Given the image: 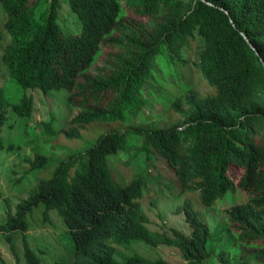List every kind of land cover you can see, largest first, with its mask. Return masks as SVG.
<instances>
[{"label": "trees", "instance_id": "trees-1", "mask_svg": "<svg viewBox=\"0 0 264 264\" xmlns=\"http://www.w3.org/2000/svg\"><path fill=\"white\" fill-rule=\"evenodd\" d=\"M66 1L69 16L62 21L61 0H0V66L6 73L0 78V129L10 114L30 119L35 91H64L69 109L78 111L57 132L64 140L52 145L60 151L58 160L33 154L22 161L23 174L39 171L50 178L16 203L15 216L7 214L0 232L27 231L24 215L34 213L39 225L55 226L50 212L56 211L65 226L59 239L72 264H169L144 257L136 250L139 243L147 250L174 247L184 264H204L210 256L217 264H264V0ZM189 45L197 48L198 82L208 84L204 96L195 89L194 72L174 59ZM173 63L181 74L176 87L160 83L177 98L164 105L175 111L169 117L185 118L179 126L134 129L144 139L125 166L143 155L158 156L172 169L180 192L197 196L204 208L244 192L243 202L223 211L233 251L214 250L209 226L188 199L178 211L190 236L175 229L172 238L151 232L140 210L144 173L123 170L127 178L120 185L107 163L126 148L125 134L109 129L111 121L136 117L155 65L174 75ZM7 80L20 91L15 100L4 87ZM51 126L45 124L47 133ZM86 139L93 142L84 153L64 152ZM231 165L242 169L237 181L227 175ZM5 239L12 244L11 236ZM20 245L25 264H42L24 237ZM11 255L21 257L14 247Z\"/></svg>", "mask_w": 264, "mask_h": 264}, {"label": "rangeland", "instance_id": "rangeland-1", "mask_svg": "<svg viewBox=\"0 0 264 264\" xmlns=\"http://www.w3.org/2000/svg\"><path fill=\"white\" fill-rule=\"evenodd\" d=\"M62 12L59 18L62 21L67 20L68 13L63 10H68L67 1L61 0ZM64 8V9H63ZM130 15V14H129ZM72 18H70L71 20ZM154 21L151 20L152 24ZM194 41L196 45L201 47L202 39L195 33ZM189 45L184 48L181 54L177 57L174 56L176 61H180L181 68H188L192 73V80H199V74L195 72L194 63L197 61V48ZM1 54V53H0ZM103 56V55H101ZM154 73L149 78L147 84L142 89L141 97L143 98L144 105L140 108L136 117L126 119L123 123L112 120L109 129L118 131L125 134L126 148L124 152L119 153L118 157L113 161H108V166L114 181L120 185L126 181L122 171H134L135 174L143 172L144 179L146 180L147 191L142 196L140 201V210L147 218V228L151 232L166 234L172 238L171 228L179 231L184 235L190 234V229L185 221L182 211H178L184 200H189L191 207L199 215L202 222H205L210 228V243L213 244L214 250L225 248L233 251L234 248L229 242L230 233L228 234L227 224L224 222L223 211L230 207L232 203H240L246 199V194L242 191L233 193L232 198H227L224 201L218 200L216 204L210 208H204L199 203L197 196L193 197L190 193H181L179 184L174 177L172 169L169 168L165 160L154 155L145 160L143 155L134 166H125L126 162L132 160L136 153L140 151V144L144 137H139L134 134L133 130L139 126L146 129L166 128L170 125L179 126L183 122L185 116L176 113L165 102L173 101L177 97L163 91L161 89L162 81L164 86L176 87L175 79L179 73L176 63H173V70L176 72L172 74H163L158 65H155ZM190 67V68H189ZM5 70L0 66V78L5 76ZM184 77L180 78L183 80ZM185 79V78H184ZM205 80V79H204ZM206 81V80H205ZM207 82V81H206ZM205 82V83H206ZM4 87H8L11 91V96L15 100L19 96V89L15 86H9L8 80L4 82ZM202 79L197 83L195 89L204 96L209 92L207 85ZM2 85L0 81V86ZM214 89V88H213ZM163 94L164 99L157 98ZM30 92H27L29 95ZM66 92H52L47 96L41 95L38 91L33 93L34 105L32 114L29 120L18 119L12 114L8 115L11 120L7 122L0 129V137L2 149H0V218L3 216L5 209V202L10 205V211L14 212L16 203L20 199H28L35 192L37 184L44 179L50 178V175L34 171L29 174H23L25 170V163L22 161L26 158H32L33 154H44L50 157L52 161L58 160L60 151L52 149V145L61 144L64 142L63 138L58 135V131L65 127L67 122L76 115L78 111L70 110L66 103ZM161 95V94H160ZM51 122V133L45 131V124ZM30 123V125L26 124ZM108 125V123H105ZM9 125L11 127L9 128ZM53 127V128H52ZM92 140L86 139L83 145L77 147L67 146L66 151H75L77 154H82L92 144ZM63 152V151H61ZM153 155V154H152ZM120 168V169H119ZM242 174V169L237 166H229L227 175L233 180L237 181ZM5 201V202H4ZM233 201V202H232ZM150 203H153L151 205ZM41 215L42 207L36 209ZM38 220L37 213L32 216ZM31 214L24 215V221L27 227L31 229L28 233L29 244L33 245L35 252L40 258L42 264H72V255L67 244L60 241V235L64 232L65 226L62 218L57 215V212H50V217L53 222L57 224L48 230L37 229V223L32 219ZM37 229V230H36ZM225 237V238H224ZM6 246L0 238V252L3 256H7ZM211 248V247H210ZM142 255L151 260L162 258L169 264H184L182 257L178 250L174 247L161 245L153 250H147L144 244L139 243L136 247ZM0 253V254H1ZM2 256V255H1ZM12 259V257H11ZM215 256H210L204 264H217ZM10 259L6 264H10ZM18 264H24L20 259Z\"/></svg>", "mask_w": 264, "mask_h": 264}, {"label": "clouds", "instance_id": "clouds-1", "mask_svg": "<svg viewBox=\"0 0 264 264\" xmlns=\"http://www.w3.org/2000/svg\"><path fill=\"white\" fill-rule=\"evenodd\" d=\"M39 173H41V172H39ZM41 174H43V173H41ZM44 175L45 176H48L47 174H44ZM0 199H1V197H0ZM4 206H5V209L3 210V216L0 218V225L4 224L6 222V218H7L8 215L15 216V213L10 211L9 208L11 206L8 205L7 202H5V205ZM32 219L37 223V225H38L37 229L48 230L49 232H51V228L54 227V226L39 225V222L38 221H36L33 217H32ZM52 222H53V220H52ZM57 222H58V219L56 218V222L55 223L53 222V223L54 224H57ZM171 229H173V228H171ZM171 229H170V231H171ZM30 230L31 229H29L27 227V231L26 230L23 231L21 229H16L15 231H11V232H0V238L4 242V244L6 245L4 247L6 248V250L8 252L7 253V256H3V254L0 252L1 253L0 254V264H6V262L8 261V259H10V262H11L10 264H18L20 262V259L25 264L24 258H23L22 254H21V245L19 246V244L21 242V238L24 237L25 238V242L28 244V247L33 248V245H30L29 244V236H28V233H29ZM190 234H191V229H190ZM190 234L189 235H185V236H190ZM6 236H11L13 238L12 244H10L9 242L6 241V239H5ZM13 247L16 249V254H18L19 256H21L19 258V260H17V261L11 255L12 254V248ZM32 252L35 254V256L38 259L39 257L37 255V253L35 252V250H32ZM11 257H12V259H11Z\"/></svg>", "mask_w": 264, "mask_h": 264}, {"label": "water", "instance_id": "water-1", "mask_svg": "<svg viewBox=\"0 0 264 264\" xmlns=\"http://www.w3.org/2000/svg\"><path fill=\"white\" fill-rule=\"evenodd\" d=\"M253 49V47H251Z\"/></svg>", "mask_w": 264, "mask_h": 264}]
</instances>
